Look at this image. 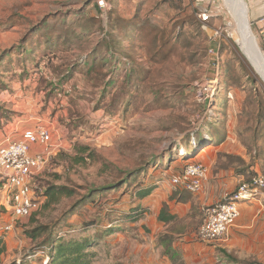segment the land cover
I'll return each mask as SVG.
<instances>
[{
  "label": "rangeland",
  "instance_id": "obj_1",
  "mask_svg": "<svg viewBox=\"0 0 264 264\" xmlns=\"http://www.w3.org/2000/svg\"><path fill=\"white\" fill-rule=\"evenodd\" d=\"M99 1L0 0V148L37 128L51 140L29 217L12 214L0 180L1 264H44L50 245L85 238L94 264H264V222L204 243L202 209L165 223L163 206L138 197L153 188L189 198L171 179L190 163L239 182L264 176V81L235 42L225 2ZM247 18L264 56L262 25L249 9ZM54 187L73 194L48 203Z\"/></svg>",
  "mask_w": 264,
  "mask_h": 264
},
{
  "label": "built area",
  "instance_id": "obj_2",
  "mask_svg": "<svg viewBox=\"0 0 264 264\" xmlns=\"http://www.w3.org/2000/svg\"><path fill=\"white\" fill-rule=\"evenodd\" d=\"M98 5L100 9H105V0H100ZM210 17L207 11L199 14L202 24L208 22ZM256 24L262 25L259 29L264 43V15ZM50 142L48 131L37 128L35 131H25L22 141L0 148V180L7 196L6 202L17 218L29 217L38 209V201L32 196L30 183L51 153ZM37 145L44 146V151L34 152L37 147L32 146ZM207 173L206 167L199 162L186 164L173 176L171 184L189 194H197L202 190ZM258 197L264 202V176L256 174L249 181L238 182L236 190L226 193L219 202L202 207L203 221L197 230L198 239L204 243L225 240L240 216V205ZM8 229L5 227V230Z\"/></svg>",
  "mask_w": 264,
  "mask_h": 264
},
{
  "label": "crops",
  "instance_id": "obj_3",
  "mask_svg": "<svg viewBox=\"0 0 264 264\" xmlns=\"http://www.w3.org/2000/svg\"><path fill=\"white\" fill-rule=\"evenodd\" d=\"M209 1L210 0H196V4L206 9L210 8L211 10L212 7L209 4L212 3H210L211 1ZM246 3L249 9V18L251 22H256L260 17L264 15V0H246ZM207 167H209L210 169L212 168L209 163H207ZM238 182L239 181H237L236 179L235 181L233 180L232 174L228 171L215 170L214 172H212L211 170H209L207 179L203 182L202 190L199 193L187 195L189 198H181V194H179V196L177 197H174L169 190L156 189V195L152 192L148 196V203L144 205H148L150 207L153 205V209H155L157 204L161 206L166 205L170 209L171 216H175L176 218L181 219L185 218L192 208L201 209L204 206L219 202L226 193L233 190L234 185L237 186ZM153 195L154 197L157 196L156 200ZM157 201L159 203H156ZM263 208L264 206H258V204L255 203L241 204L240 216L236 221L234 227H239L240 231L242 232H245L247 230H254V227H259L256 225H258L260 222H264V220H262L264 217ZM6 221L7 220H5L4 217H0V230L5 229V227L8 225Z\"/></svg>",
  "mask_w": 264,
  "mask_h": 264
},
{
  "label": "trees",
  "instance_id": "obj_4",
  "mask_svg": "<svg viewBox=\"0 0 264 264\" xmlns=\"http://www.w3.org/2000/svg\"><path fill=\"white\" fill-rule=\"evenodd\" d=\"M89 66H90L89 69H91L93 67V63L92 62L89 63ZM211 139L212 136L209 135L207 136L206 141L208 142ZM206 141L204 140L200 142L199 139L198 141H195V143L202 145ZM182 155H185L184 151L182 152ZM130 175L131 173H129L127 177H129ZM123 183H125L124 180H121L116 184H108L107 186L100 188L98 192L115 189L116 187H118ZM152 192H153V188H145L138 194V197L140 199L148 197ZM72 194H73L72 191L67 190L64 187H54L46 191V195L49 196L48 203L56 202L59 200L60 197L62 196L69 197ZM167 210H168L167 206L163 205V208L158 216L159 221L168 223L176 219L175 216H171L170 214H167L166 212ZM30 238L34 240L35 236L32 235ZM94 246H96V244L92 243V241L88 238L80 239V240L71 239V240L60 241L55 245L54 244L50 245L49 248L47 249L46 252L47 254L43 251L42 252L46 254V258L44 259L47 261L46 264H94V259L96 257V253L92 250ZM5 253H6V248L2 242V239L0 238V264H1V257ZM23 259L25 262L27 261L26 257H24ZM29 259H31V257H28V260Z\"/></svg>",
  "mask_w": 264,
  "mask_h": 264
},
{
  "label": "bare ground",
  "instance_id": "obj_5",
  "mask_svg": "<svg viewBox=\"0 0 264 264\" xmlns=\"http://www.w3.org/2000/svg\"><path fill=\"white\" fill-rule=\"evenodd\" d=\"M223 1L225 2L228 11L231 14L230 16H232L233 19V32L235 34V42L242 50L246 58L253 64L257 73L264 81V59L261 61H256L254 58V53L250 49V46L247 44L251 28L249 25V20L247 18L248 7L246 6V3L244 2V0Z\"/></svg>",
  "mask_w": 264,
  "mask_h": 264
},
{
  "label": "water",
  "instance_id": "obj_6",
  "mask_svg": "<svg viewBox=\"0 0 264 264\" xmlns=\"http://www.w3.org/2000/svg\"><path fill=\"white\" fill-rule=\"evenodd\" d=\"M247 44L250 46V49L254 53V58H255L256 61H261V60L264 59L263 54L260 51V49H259V47H258V45L256 43L255 37L252 34V31L249 32V37H248V40H247Z\"/></svg>",
  "mask_w": 264,
  "mask_h": 264
}]
</instances>
